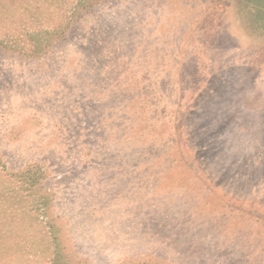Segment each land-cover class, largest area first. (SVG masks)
<instances>
[{"label": "rangeland", "instance_id": "rangeland-1", "mask_svg": "<svg viewBox=\"0 0 264 264\" xmlns=\"http://www.w3.org/2000/svg\"><path fill=\"white\" fill-rule=\"evenodd\" d=\"M65 258L264 264V0H0V264Z\"/></svg>", "mask_w": 264, "mask_h": 264}, {"label": "trees", "instance_id": "trees-1", "mask_svg": "<svg viewBox=\"0 0 264 264\" xmlns=\"http://www.w3.org/2000/svg\"><path fill=\"white\" fill-rule=\"evenodd\" d=\"M54 240H57V238H55ZM47 247H48V245H47V244H46V245L43 247V251H42V252H43V254H44V250H45V248H46L45 252L48 250V249H47ZM35 254H36L35 252H32V254H30V253L28 252V254H27L28 256H25V258H26V259H31V258H34V260H33V261H34V262H36ZM59 259H61V257H60ZM66 259H67V261H66ZM70 260H71V258H65V260H64V261H65V262H66V264H67V262H70ZM27 261H30V262H32V260H27ZM34 262H33V264H35ZM55 264H58V263L56 262Z\"/></svg>", "mask_w": 264, "mask_h": 264}]
</instances>
